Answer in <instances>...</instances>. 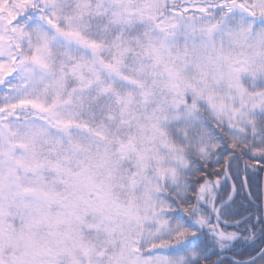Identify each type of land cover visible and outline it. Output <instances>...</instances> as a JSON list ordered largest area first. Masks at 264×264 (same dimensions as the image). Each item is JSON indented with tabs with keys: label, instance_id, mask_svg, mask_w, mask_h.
I'll return each instance as SVG.
<instances>
[{
	"label": "snow or ice",
	"instance_id": "6c2138e0",
	"mask_svg": "<svg viewBox=\"0 0 264 264\" xmlns=\"http://www.w3.org/2000/svg\"><path fill=\"white\" fill-rule=\"evenodd\" d=\"M0 264H264V0H0Z\"/></svg>",
	"mask_w": 264,
	"mask_h": 264
}]
</instances>
